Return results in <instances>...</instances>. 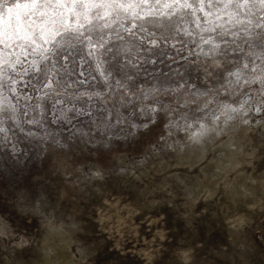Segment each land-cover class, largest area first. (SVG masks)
<instances>
[{"label":"clouds","instance_id":"1","mask_svg":"<svg viewBox=\"0 0 264 264\" xmlns=\"http://www.w3.org/2000/svg\"><path fill=\"white\" fill-rule=\"evenodd\" d=\"M0 264H264V0H0Z\"/></svg>","mask_w":264,"mask_h":264}]
</instances>
